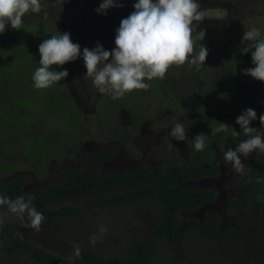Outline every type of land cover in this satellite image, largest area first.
I'll list each match as a JSON object with an SVG mask.
<instances>
[{
    "label": "trees",
    "instance_id": "16d2710c",
    "mask_svg": "<svg viewBox=\"0 0 264 264\" xmlns=\"http://www.w3.org/2000/svg\"><path fill=\"white\" fill-rule=\"evenodd\" d=\"M41 12L39 16V13L26 14L33 18L32 24L22 23L19 30L8 25L0 34V194L13 200L31 197L33 206L46 219L36 231L28 226L29 219L18 222L13 217L18 215L0 206V213H7L0 223V264H173L168 251L183 252L188 240L201 242L202 248L213 245L215 250L211 249L208 256L205 254V264H228L225 258L220 259L223 254L217 247L221 244L229 248L235 264H264V230L259 229L258 218L260 204L264 203V183L256 182L264 181V163H257L246 181L239 182L243 198H233L226 204L233 226L219 229L220 218L214 211L205 214L203 223L179 213L201 208L215 199L213 189L184 183L217 174L211 152L215 145H222L225 137L215 142L212 131L207 133L202 151L193 149L189 142L187 146L180 144L183 146L175 148L180 158H171V151H167L160 169L139 164L134 170L104 173L99 171L103 157L98 153L82 155L80 167L62 164L80 154L78 143L86 137L85 128L89 126L80 119L78 108L65 100L64 79L47 89L34 87L32 76L40 67L39 45L54 35L46 28L50 26L51 13ZM207 29L201 28L205 38L200 43L208 50L204 65L199 69L187 63L173 66L164 77L145 81L149 84L145 89L151 100L149 108L155 111L168 106V116L188 125L189 135L195 137L204 134L203 128L217 127L220 113H228L226 109L232 104L233 113L247 110L255 102L264 104V83L243 74L244 69L254 67L251 52H241L249 42L239 39L240 32L220 27L214 28V32ZM232 34L234 40L230 41ZM215 38L219 44H213ZM106 43L109 51L115 48V39ZM198 45L199 41L197 50ZM53 67L58 71V66ZM181 70L184 72L179 73ZM197 88L202 91L198 92ZM138 91L126 93L120 99L139 117L146 104L142 102L143 91ZM136 102L140 105L135 106ZM52 110L58 118L54 121L48 118L50 123H45V129L30 133V126L43 115L51 117ZM154 111H150V118ZM215 116L218 121L213 120ZM237 117L234 116L235 121ZM121 121L130 123L128 132L134 130L131 121L123 116ZM227 122L228 118L224 123ZM100 126L102 130L104 124ZM116 127L114 135L123 145L127 144L128 136H122V130ZM99 129L94 130L99 132ZM55 142L62 145L61 151ZM233 144L237 146L235 139ZM12 153L18 154V159H14V154L10 160ZM24 163L28 165L27 171L33 173V180L42 177L46 180L52 174L58 181L23 190L24 181L13 175L15 170H25ZM96 209L112 210L108 211V220L103 225L96 219L99 218ZM248 218L252 219L247 221ZM100 226L107 228L102 238ZM44 233L48 236L42 250L36 243ZM94 235L99 237L100 248L83 247L82 241ZM247 244L249 249H243ZM73 245L80 246L81 254L69 260ZM177 260L174 257V262Z\"/></svg>",
    "mask_w": 264,
    "mask_h": 264
},
{
    "label": "clouds",
    "instance_id": "9594fccd",
    "mask_svg": "<svg viewBox=\"0 0 264 264\" xmlns=\"http://www.w3.org/2000/svg\"><path fill=\"white\" fill-rule=\"evenodd\" d=\"M122 6L119 0H103L96 11L106 14L108 9ZM133 7L134 11L121 20L115 35V48L111 51L98 43L94 49L85 47L81 54L80 45L73 43L70 33L58 30L49 39L43 40L38 48L40 67L35 69L32 76L34 87L47 89L65 79L69 75L67 70L57 71L53 66H63L81 56L86 68L84 77H91L98 91L111 96L113 100L135 90L147 89L149 84L145 81L164 77L173 66L187 63L199 69L205 64L208 50L200 43L205 38V31L197 32V22L202 19L198 0H137ZM41 8V0H0V34L6 31L8 25L19 30L25 15L39 13ZM44 18L47 19V15ZM243 41L249 43L241 52H251L254 65L244 69L243 74L264 83V35L259 28L251 27L244 32ZM256 119L257 113L251 108L237 117L236 123L246 139L234 150L229 148L223 153L225 161L231 162L237 172L245 167L241 156L248 157L253 152L264 155V132L250 127ZM259 122L264 129V114L259 116ZM187 128L184 123L177 122L171 128L170 136L177 141H185ZM230 129L234 135L241 134L225 123H218L217 127L212 128V135ZM207 137L201 133L191 140L196 151L204 149ZM256 182L264 183L259 179ZM0 206H6L9 212L20 218L27 214L30 221L28 226L36 231L40 230L46 219L33 206L31 197L26 200L20 196L13 200L0 194ZM6 217L7 213H0V223ZM106 232L107 228L100 226L101 238ZM96 241L94 235L90 242L95 245ZM80 254V246L73 245V254L68 259Z\"/></svg>",
    "mask_w": 264,
    "mask_h": 264
},
{
    "label": "flooded vegetation",
    "instance_id": "af4514ba",
    "mask_svg": "<svg viewBox=\"0 0 264 264\" xmlns=\"http://www.w3.org/2000/svg\"><path fill=\"white\" fill-rule=\"evenodd\" d=\"M121 1L122 0H119V3ZM102 2L103 0H41V11L48 10L51 13L52 17L51 20H49L50 26L46 28L51 30L53 34H56L57 30L61 33H70L73 43H78L80 45L81 54L85 47L94 49L97 46V44H94V40H96L99 45H101L105 50H109L106 42L115 39L116 31L120 26L121 20L129 16L134 11L133 5L137 2V0H124V4H122L124 6L119 7V9H115L114 7L108 9L106 14H98L96 9L99 8ZM198 2L200 5L199 11H201V9L209 3L208 0H198ZM223 10L225 13H228V15H233L232 9L228 4L225 5ZM41 11L40 13H42ZM40 13L38 14V16L40 15ZM30 17L31 15H25V17L23 18L24 26L32 24L33 18ZM34 19H37V16ZM218 20H213V18H202L200 22H197L199 23L197 32L199 31V29L205 26L212 32H214V28L217 27L225 30H231L230 28L224 27L228 23L227 21H225V19L220 21ZM28 35L31 34L28 33ZM64 70H67V72L69 73V75L64 79V86H62V88L64 89L62 93L65 97V100L72 103V105H75L78 108V110L82 114L79 116L81 120L86 118V115L89 114L88 116L92 117V120H95L97 123V126L95 127H98V129H100L98 133H95L96 131L94 130V126L90 128L92 124H89V128L87 130L88 135L86 137H82L78 143L80 154L75 156V158L73 159L65 160L66 162L64 161L65 163L63 162L62 164L70 168L80 167L82 155L84 156L98 153L99 156L103 157V160H101L99 164V171L104 173H119L126 170H134L139 164H144L152 169L162 168L165 162L163 156L164 147L170 144H168L167 142L164 145L162 144L160 154L161 158L163 156V159L158 160L153 157V154L151 153L153 151H146L145 148L150 147L147 138L142 139L138 143L136 142L140 140V133H138L140 128L145 126V124L148 122V114L150 115V111L154 110L152 108L145 109L144 112L142 110L139 112L140 116L138 117L136 113L134 114L132 112L131 107H129L131 109H127L126 106L122 104L120 98L113 100L112 98H108L109 95L100 93L94 86L92 78L84 77L86 75V68L84 66L82 56L74 62H69L63 66H58V71ZM201 97L203 96L200 95L199 98L201 99ZM262 103L263 102H255L250 107L257 113V119L251 122L250 127L264 132V129L261 128L259 122V116L261 114H264V104ZM98 106L101 109L98 108ZM242 112L236 111L235 113H226L224 115L223 111L220 113L221 116H219L218 118V120L220 121L219 123H224L226 117H228L229 115L227 125L241 134L234 135L232 130L230 129L228 132H221L214 135L215 142L218 141L217 139L225 137L223 138L222 145H215L213 151L211 152L212 163L218 171L217 174L211 177L191 179L184 183L185 186L188 185L202 189H213L216 192L215 199L205 204L201 208L195 210L180 211L179 213L182 217H186L189 219L193 218L203 223L205 214L210 211H214L219 215L220 218L219 229L227 226L224 223L228 220L232 222L230 225L233 226V220L229 216H227L226 213V204L233 198H243L244 193L239 187V182L246 181L245 179L250 175L257 163H264V155H259L257 152L251 153L248 157L241 156V162L245 165V167L243 171L237 172V175H235V172H233L234 169L232 163L225 161L223 157V153L226 150H228L229 148L234 150L237 147L235 146V144H233L234 139L237 141V145L242 140L246 139V137L241 132L240 126L234 120V116H239ZM102 115L103 117H101ZM121 116L132 122V127L134 130H132L131 132H128V130H126V128L130 126V123H122ZM133 119L137 122L133 123ZM171 119L173 120V123L171 124L172 127L175 125V123L179 122L177 117H175L174 119L172 116H167L168 121H171ZM213 120L218 121L217 116H215ZM186 122L188 123V119H186ZM100 124H104L102 130ZM192 124L195 123L193 122ZM167 125L168 124L166 123L160 122L157 123L153 129L162 130L163 128H166ZM116 126H118V129L122 130V136H128L127 144L123 145L118 137L114 135V131L115 129H117ZM185 126L187 127L188 125ZM199 130H201V128H199ZM148 131H151V129L149 128ZM211 131V127L203 128V132L205 135H207V133L209 134ZM189 132L190 130L187 128V139L185 141H181L179 145L172 144L173 147H169L168 151L172 149L170 154L171 158H175L176 155L179 156V153H175V148L183 146V143H185L186 146L187 142L192 145L191 140L195 138V134L189 135ZM166 141H169V138H166ZM144 144L146 145L144 148H142V145ZM188 147L191 148L190 146ZM146 153H148V155ZM69 161H74L75 166H68L66 163ZM15 173H17L16 170ZM19 173L22 174L23 171H20ZM28 173L29 175H31V179H33V173ZM51 177L55 178L54 181H58L56 176H53L51 174ZM23 190H25L24 184ZM217 202H220V208L218 209L213 206ZM258 218L260 219L259 229L261 228L264 230V203L262 205L260 204V212L258 213ZM251 219L252 218H248L247 221ZM193 233L195 234V231H193ZM209 246L211 249L215 250L213 245ZM217 248L221 249V253L223 254L220 259L225 258L228 264H235L234 259L230 254L231 251H229V248L226 245H223L222 247L218 246ZM244 248L249 249L248 244L245 245L243 249ZM243 249L241 247V250ZM251 249H254V246H252ZM210 254L211 251L208 255Z\"/></svg>",
    "mask_w": 264,
    "mask_h": 264
},
{
    "label": "rangeland",
    "instance_id": "374dc122",
    "mask_svg": "<svg viewBox=\"0 0 264 264\" xmlns=\"http://www.w3.org/2000/svg\"><path fill=\"white\" fill-rule=\"evenodd\" d=\"M208 2L209 3L204 8H202L200 11L201 18H204V19L213 18V20L219 19L218 21L225 19V21H227L228 23L224 27L230 28L233 32L234 31L240 32V36H239L240 40H241V38H243L244 32L251 27L259 28L262 35H264V0H208ZM120 3L124 4V0H122ZM226 4H228L229 7H231L233 15H230V14L228 15V13L224 12L223 8ZM115 9H119V7H115ZM203 28H207V27L205 26ZM199 30H201V29H199ZM207 35H209V33ZM229 40L230 41L234 40V34L230 35ZM94 44H98V42L96 40H94ZM213 44H219L217 38L214 39ZM215 46H217V45H214V47ZM180 72L183 73L184 71L181 70V71H179V73ZM141 91H143V93H144L143 94L144 100H142V102H145V104H146L145 109H148L150 107L149 105L151 103V100L148 97V93L146 90H141ZM162 91H164V90H162ZM201 91H202L201 89H198V92H201ZM135 92H136V90H135ZM137 93H139L138 90H137ZM205 95H206V93L204 94V96ZM108 98H111V96H109ZM176 98H178L180 100V96H177ZM140 102H136L137 104H135V106L140 105ZM55 106H53V107H55ZM126 106H128V105H126ZM135 106H134V108H136ZM234 106L235 105L232 104L231 106L227 107V109H226L227 112L233 113ZM98 108H100V107L98 106ZM126 108L131 109L129 107H126ZM235 108H237V106ZM168 111H170L168 106L163 107L161 110L156 109L153 112V114L151 115V118H150V115L147 113L148 114V122L145 124V126L140 128V130L138 132V133H140V140L136 141L138 143L142 139L147 138V141L150 144V147L145 148V149H146V151H153V152H151L153 154V157L155 159H158V160H160V159L162 160L163 156H164V154H163V156L161 158V154H160L162 144L164 145L167 142L168 144L179 145V143L181 142V141H177V140L173 139L170 136L171 127H172L171 124L173 123V120L172 119H171V121L167 120ZM6 112L7 111H3V114L6 115L7 114ZM98 113H100V112H98ZM178 113L179 112H177V114ZM88 115L89 114H87L86 115L87 117L84 118L85 126L88 127L89 124H92L91 126H94V129H96V127H95V126H97L96 121L95 120L93 121L92 117H90ZM48 118L49 119L52 118L53 121L56 120L58 118L57 112L55 110H52L51 117H49V115L41 116L35 124L30 126L29 132L30 133L41 132L43 130V128L44 129L46 128L45 123H50ZM226 118H229V115ZM135 122H137V121H133V123H135ZM160 122L168 124L167 127L163 128L162 130H154L153 129L154 126ZM189 124H191V121L189 122ZM149 128L151 129V131H148ZM87 129L88 128H85L86 136L88 135ZM47 133L50 134L51 132L49 130H47ZM95 133H98V132H95ZM166 138H169V141H166ZM159 141H160V143H159ZM55 144H56L57 148L59 149V151H61L62 145L60 143L58 144L57 142H55ZM145 145L146 144L142 145V148H144ZM168 149H169V146H165L164 147V153H166L168 151ZM171 150H169V151H171ZM14 154L15 153H12L9 155L10 160L13 159ZM146 154L148 155V153H146ZM16 158L18 159V154L17 155L15 154L14 159H16ZM176 158H180V154H179V156L176 155L175 159ZM66 164L68 166H75L74 161H69ZM23 167L25 170H21V169L19 170L18 169L17 173H15L14 175H15V177H21L23 179L25 191L33 188V186H35V185L48 184L51 181L53 182L55 180L54 177L47 178L46 180L43 179V177H42V179L39 178L38 180L37 179L33 180V179H31V175H29V173H28L29 171H27L28 165L26 163H24ZM20 171H23V173L20 174L19 173ZM233 172H235V175H237L236 170H234ZM13 176H9V177L12 178ZM80 204H86V202H80ZM213 206L217 209L220 208V202H217ZM95 211H96L97 215H99V218H96L98 223L103 225L108 220L107 219L108 211H112V210H110V209H103V210L96 209ZM99 211H102V212L98 213ZM119 213H120V210H119ZM13 217L17 218L18 222H19V220H23V221L28 220L27 214H25L23 218L16 217V216H13ZM77 221H78L77 219L74 220V224H77ZM231 223L232 222L230 220H228V221H225L224 224L230 225ZM47 236H48V234L44 233L41 236V240H39V242L37 241V243H36V245L39 246L42 250L45 248ZM91 238H86V240L88 239L87 241H85V240L82 241L83 247H88V245H91V246L93 245L90 242ZM98 239H99V237H97V241H96L95 245L98 248H100L101 244L99 243ZM23 240H25V239H23ZM186 244H188V245H185L183 252H175L174 253V251H172V250L168 251L167 254L170 255L173 259L172 263L173 264H175V263L176 264H202V261H203V264H205L206 259L205 260H203V259L205 258V254L207 255L211 251L210 246L202 248L200 246L201 242L196 241V240L195 241L188 240ZM221 247H222V244H221ZM190 251H193V252H190ZM47 252H49V251H47ZM71 252H73V248L71 249ZM174 257L175 258L177 257L179 262H178V260H177V262H174Z\"/></svg>",
    "mask_w": 264,
    "mask_h": 264
},
{
    "label": "water",
    "instance_id": "95a60500",
    "mask_svg": "<svg viewBox=\"0 0 264 264\" xmlns=\"http://www.w3.org/2000/svg\"><path fill=\"white\" fill-rule=\"evenodd\" d=\"M225 7V6H224Z\"/></svg>",
    "mask_w": 264,
    "mask_h": 264
}]
</instances>
